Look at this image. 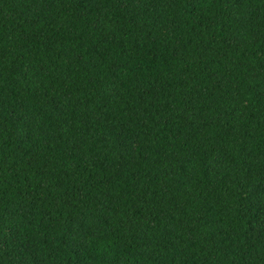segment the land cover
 I'll list each match as a JSON object with an SVG mask.
<instances>
[{"label": "trees", "instance_id": "1", "mask_svg": "<svg viewBox=\"0 0 264 264\" xmlns=\"http://www.w3.org/2000/svg\"><path fill=\"white\" fill-rule=\"evenodd\" d=\"M0 264H264V0H0Z\"/></svg>", "mask_w": 264, "mask_h": 264}, {"label": "clouds", "instance_id": "2", "mask_svg": "<svg viewBox=\"0 0 264 264\" xmlns=\"http://www.w3.org/2000/svg\"><path fill=\"white\" fill-rule=\"evenodd\" d=\"M106 231V230H105ZM111 243V240L107 239L104 235V231L100 233L98 236H94L91 240V246L96 250L100 251L102 249H105L109 244Z\"/></svg>", "mask_w": 264, "mask_h": 264}]
</instances>
